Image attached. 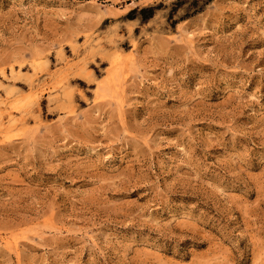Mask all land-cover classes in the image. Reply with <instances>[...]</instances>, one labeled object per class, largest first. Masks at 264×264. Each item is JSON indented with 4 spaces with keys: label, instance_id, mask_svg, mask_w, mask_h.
Instances as JSON below:
<instances>
[{
    "label": "rangeland",
    "instance_id": "1",
    "mask_svg": "<svg viewBox=\"0 0 264 264\" xmlns=\"http://www.w3.org/2000/svg\"><path fill=\"white\" fill-rule=\"evenodd\" d=\"M192 2L0 0V264H264V0Z\"/></svg>",
    "mask_w": 264,
    "mask_h": 264
},
{
    "label": "trees",
    "instance_id": "2",
    "mask_svg": "<svg viewBox=\"0 0 264 264\" xmlns=\"http://www.w3.org/2000/svg\"><path fill=\"white\" fill-rule=\"evenodd\" d=\"M213 0H204L201 4L199 2V0H193L192 4H190V6L187 7V13L186 15L182 18V20H186L191 18L192 16H195L201 12L204 11V9L206 8V6L211 3ZM155 13V7H147L144 8L140 11V14H143V20H148L151 17H153Z\"/></svg>",
    "mask_w": 264,
    "mask_h": 264
},
{
    "label": "bare ground",
    "instance_id": "3",
    "mask_svg": "<svg viewBox=\"0 0 264 264\" xmlns=\"http://www.w3.org/2000/svg\"><path fill=\"white\" fill-rule=\"evenodd\" d=\"M116 67V66H115ZM114 76V75H113ZM109 79V78H108ZM102 81H100V83H101ZM101 86V85H100ZM100 90H102V89H100ZM101 96V95H100Z\"/></svg>",
    "mask_w": 264,
    "mask_h": 264
}]
</instances>
